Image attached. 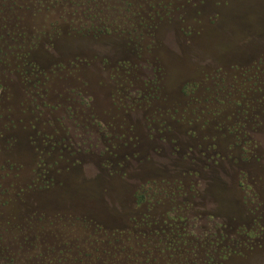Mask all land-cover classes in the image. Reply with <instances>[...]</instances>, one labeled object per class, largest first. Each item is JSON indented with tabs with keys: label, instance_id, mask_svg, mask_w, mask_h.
<instances>
[{
	"label": "rangeland",
	"instance_id": "rangeland-1",
	"mask_svg": "<svg viewBox=\"0 0 264 264\" xmlns=\"http://www.w3.org/2000/svg\"><path fill=\"white\" fill-rule=\"evenodd\" d=\"M0 264H264V0H0Z\"/></svg>",
	"mask_w": 264,
	"mask_h": 264
},
{
	"label": "flooded vegetation",
	"instance_id": "flooded-vegetation-1",
	"mask_svg": "<svg viewBox=\"0 0 264 264\" xmlns=\"http://www.w3.org/2000/svg\"><path fill=\"white\" fill-rule=\"evenodd\" d=\"M175 230H176V227H175Z\"/></svg>",
	"mask_w": 264,
	"mask_h": 264
}]
</instances>
